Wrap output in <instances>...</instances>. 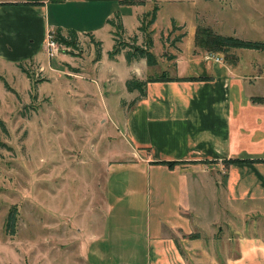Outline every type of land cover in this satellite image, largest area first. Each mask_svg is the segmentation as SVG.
<instances>
[{
    "label": "rangeland",
    "instance_id": "374dc122",
    "mask_svg": "<svg viewBox=\"0 0 264 264\" xmlns=\"http://www.w3.org/2000/svg\"><path fill=\"white\" fill-rule=\"evenodd\" d=\"M154 2L160 11L153 26L157 46L150 50L157 62L150 66L151 74L171 70L182 37L181 62L188 63L187 31L197 11L196 25L264 41V0ZM146 3L143 10L151 8L141 19L143 29L117 36L121 50L130 49V43L147 45L151 38L147 21L155 3ZM172 16L186 26L176 25ZM108 28L96 31L104 58L100 62L90 36L77 35L69 44L55 39V32L53 54L45 44L41 62H21L27 73L14 63L0 62V75L10 87L0 78V264H83L75 236L78 226L84 227L82 236L93 238V231L99 235L91 242V262L147 264L145 220L154 203L151 199L149 208L144 196L146 174L121 154L127 149L118 131L125 109L138 95L136 89L127 93L125 80L136 75L125 66L124 52V58H108L114 43ZM226 52L219 51L221 60H234L238 53L243 61L252 58L264 67V49L235 47ZM107 163L112 164L109 170ZM12 207L16 221L9 232L5 221ZM201 253L189 264H207Z\"/></svg>",
    "mask_w": 264,
    "mask_h": 264
},
{
    "label": "crops",
    "instance_id": "0c3cea01",
    "mask_svg": "<svg viewBox=\"0 0 264 264\" xmlns=\"http://www.w3.org/2000/svg\"><path fill=\"white\" fill-rule=\"evenodd\" d=\"M149 1L0 0V62H41L46 36L57 30L100 40L96 31L108 25L112 36L116 15L123 34L131 35L151 8L143 10ZM155 5L150 49L157 46ZM196 21L187 31L188 63L181 62L182 37L175 65L159 73L166 71L163 79L146 82L145 94L125 109L123 129L118 128L127 149L121 154L146 174L144 196L149 208L154 203L145 220L147 264H189L200 250L207 264H264V67L238 53L234 60L210 57L219 51L195 45ZM103 59L101 54L96 62ZM124 61L138 78L158 76L149 73L153 65L143 57ZM92 159L97 161L96 153ZM83 228L75 234L82 263L95 264L89 253L99 235L82 236Z\"/></svg>",
    "mask_w": 264,
    "mask_h": 264
},
{
    "label": "trees",
    "instance_id": "16d2710c",
    "mask_svg": "<svg viewBox=\"0 0 264 264\" xmlns=\"http://www.w3.org/2000/svg\"><path fill=\"white\" fill-rule=\"evenodd\" d=\"M157 6L154 5L153 9L150 12V17L148 19L147 24H151L154 21L155 14H156ZM111 23L114 25L115 29L112 31V38L114 40L112 49L108 51L109 56H114L116 53L121 51V48L117 46V36H120L123 34V25L121 23V20L119 19L118 15L114 19H112ZM175 26V24H173ZM139 29H143L142 25L140 24ZM68 35H70L71 38L66 37V34L60 32L59 30L55 31V39L58 41L64 42V43H72L71 41L74 40V38L77 36V32L73 29L67 30ZM183 35V32H182ZM176 38H180V36H176ZM90 39L92 41H95L97 44V53H96V59L100 57L101 55V41L95 40L93 37L90 36ZM194 42L195 45L205 48L209 51H220V52H228L231 48L235 47H244V48H254V49H264V41L262 40H254V39H245L238 36L233 35H226L219 32H216L213 28H211L208 25H202L198 24L195 29L194 34ZM152 44V39L149 38L147 41V45H137L135 43L126 44L130 47V49L124 50V55L127 61H130L132 59H139V58H145L146 62L148 64H155L157 62L155 54L150 50V46ZM226 52V54H227ZM22 62V61H21ZM21 62H18L17 65L21 68L22 71H27L23 68L21 65ZM0 78L2 79L4 85L10 89L9 85L7 86L6 79L0 75ZM164 74H161L156 77H147L145 79L138 78L137 76H130L125 80V86L127 90H137L138 95L134 98L133 102L143 96L145 94V85L148 80L152 79H163ZM264 98V97H263ZM1 122V119H0ZM162 162V161H161ZM170 166L175 164L176 161L173 160H165L163 161ZM15 221H16V209L15 207H12L9 209L5 225L6 228H8L9 232H14L15 229Z\"/></svg>",
    "mask_w": 264,
    "mask_h": 264
},
{
    "label": "built area",
    "instance_id": "2783aa9c",
    "mask_svg": "<svg viewBox=\"0 0 264 264\" xmlns=\"http://www.w3.org/2000/svg\"><path fill=\"white\" fill-rule=\"evenodd\" d=\"M54 43H55V39L53 38V33L49 32L46 36L45 44L48 45V49L52 50V54L55 49ZM209 56L212 58H215L216 60H219L222 58V55L219 52H209Z\"/></svg>",
    "mask_w": 264,
    "mask_h": 264
}]
</instances>
